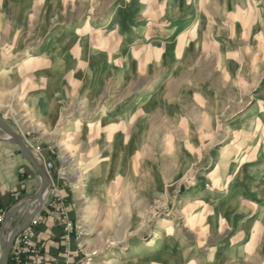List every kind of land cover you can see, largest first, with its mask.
<instances>
[{"label":"rangeland","instance_id":"obj_1","mask_svg":"<svg viewBox=\"0 0 264 264\" xmlns=\"http://www.w3.org/2000/svg\"><path fill=\"white\" fill-rule=\"evenodd\" d=\"M0 116L64 264H264V0H0ZM43 209L9 264H46Z\"/></svg>","mask_w":264,"mask_h":264},{"label":"crops","instance_id":"obj_2","mask_svg":"<svg viewBox=\"0 0 264 264\" xmlns=\"http://www.w3.org/2000/svg\"><path fill=\"white\" fill-rule=\"evenodd\" d=\"M40 185L39 177L19 150L0 142V211H8L20 200L34 195ZM41 216L43 221L36 240L43 246L46 264H64L61 212L48 203ZM73 259L77 261L76 257Z\"/></svg>","mask_w":264,"mask_h":264},{"label":"water","instance_id":"obj_3","mask_svg":"<svg viewBox=\"0 0 264 264\" xmlns=\"http://www.w3.org/2000/svg\"><path fill=\"white\" fill-rule=\"evenodd\" d=\"M0 129L7 135V137H0V142L17 146L20 149L21 156L35 169L41 179V186L38 192L20 201L6 215V220L0 235V247L2 250L0 264H9L10 253L16 238L29 227L31 221L43 209L51 181L43 163L28 148L24 139L1 116ZM35 204H37V207L33 211H29ZM24 214H26L25 220H23ZM14 218H17L16 227L12 232L5 235V230H7Z\"/></svg>","mask_w":264,"mask_h":264},{"label":"bare ground","instance_id":"obj_4","mask_svg":"<svg viewBox=\"0 0 264 264\" xmlns=\"http://www.w3.org/2000/svg\"><path fill=\"white\" fill-rule=\"evenodd\" d=\"M24 61V60H23ZM18 66V65H17ZM12 69V68H11ZM3 71V70H2ZM8 72H11L10 71V69L9 70H4V72H2V73H4V74H6V73H8ZM12 72H13V70H12ZM158 237H159V233H157V235H156V238L155 239H158ZM154 242H155V240L153 241V242H151L150 244H148V245H146L147 247H150V246H152L153 244H154ZM132 263V261H130V260H128V261H126V262H124L123 264H131Z\"/></svg>","mask_w":264,"mask_h":264},{"label":"built area","instance_id":"obj_5","mask_svg":"<svg viewBox=\"0 0 264 264\" xmlns=\"http://www.w3.org/2000/svg\"><path fill=\"white\" fill-rule=\"evenodd\" d=\"M3 219H4V214H0V227H1V224H2V222H3ZM70 226V225H69ZM19 239V238H18ZM16 244H17V241H16ZM15 247H16V245H15ZM14 247V248H15Z\"/></svg>","mask_w":264,"mask_h":264}]
</instances>
